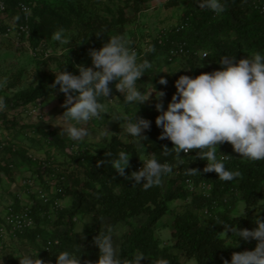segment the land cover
<instances>
[{
    "label": "rangeland",
    "instance_id": "obj_1",
    "mask_svg": "<svg viewBox=\"0 0 264 264\" xmlns=\"http://www.w3.org/2000/svg\"><path fill=\"white\" fill-rule=\"evenodd\" d=\"M26 1L32 10L35 34L30 40H0V81L4 83L0 96L7 105L0 111V264H19L16 256L25 251H39L37 258L43 264H54L44 252L58 240V235L66 232L69 221L74 224L76 239L81 241L86 264H96L99 250L95 238L99 234L112 230L114 243L120 249L129 227L142 225L161 206L164 210L152 227L158 246L177 255L179 264H215L223 249L235 243L225 239L222 223L253 230L255 220L264 217V180L249 194L237 189L219 195L212 194V185L207 182L183 180L189 168L204 169L207 162L199 159L198 149L181 152V158H175L172 142L159 139L162 129L155 125V119L160 113L155 109L157 101L150 98L138 105L135 114L151 122L150 130L141 133L146 137L145 152L155 153L161 163L172 164L174 169L159 186H130L132 180L125 177L143 167L139 158L144 157V152L132 138L127 142L120 139L123 121H116L112 113L121 118L131 116L135 107L124 104L115 82L110 83L112 92L105 101L115 98L120 102L109 103V114L90 122V138L77 145L65 133L60 134L63 124L59 118L66 111V97L53 84L61 70L79 75L77 66L92 67L90 51L101 49L112 35L123 34L140 58H151L152 68L137 81L140 91L152 84L157 91L165 92L162 102L166 110L180 76L195 78L223 70L217 44L233 48L232 56L239 58L235 61L251 57L256 51L264 52L253 37L239 35L224 25L240 23L245 30L259 27L262 18L252 0L237 5H232V0H222L225 11L212 13L207 24V9H199L197 0ZM183 23L186 29L173 35ZM61 28L71 35V43L61 45L52 39ZM149 44L155 51L145 54ZM179 46L183 48L181 52ZM204 52L208 57L201 60ZM165 70L169 73L160 72ZM161 78L167 79L166 86L158 83ZM36 89L48 93L26 101L23 94ZM142 106L150 107L152 113L143 111ZM104 130L113 135H105ZM121 149L132 154L125 176L118 175L108 163H99L108 159L109 152L115 155ZM217 150V158L224 163H230V158L245 165L252 162L242 159L227 142L219 144ZM239 183L236 181L235 187ZM108 191L112 200L103 203ZM170 191L186 194L167 201ZM241 199L248 207L243 216L236 217ZM80 200L83 210L78 208ZM25 214L31 224L17 221ZM223 216L227 217L225 222ZM181 218H191L193 229H205L217 221L212 237L193 257L183 253L172 234L176 220ZM227 235L231 237L232 233ZM236 239L243 251L255 249L257 241ZM120 258L124 259L121 253Z\"/></svg>",
    "mask_w": 264,
    "mask_h": 264
},
{
    "label": "clouds",
    "instance_id": "obj_2",
    "mask_svg": "<svg viewBox=\"0 0 264 264\" xmlns=\"http://www.w3.org/2000/svg\"><path fill=\"white\" fill-rule=\"evenodd\" d=\"M197 3L199 9H207L216 14L225 11L222 0H197ZM252 4L254 7L257 0ZM3 8L4 4L0 0V10ZM23 11L28 15L30 9L24 8ZM20 18V15H16L14 20L18 22ZM52 39L61 45L71 43V35L63 28L57 30ZM68 51L69 49L67 53ZM154 51V46L150 44L145 48V54ZM89 55L92 67L80 65L77 66L79 75L61 70L55 76L53 87L58 85L59 92L66 97V111L59 118L63 124L60 134L65 133L77 145L90 138L87 125L92 121L104 119L105 115L109 114V103L120 102L115 98L107 101L104 99L111 95L109 84L115 82V89L123 95V103L135 107L131 116L121 118L112 113L116 121H123V131L118 136L124 142L132 138L136 147L144 152V157L139 158L143 167L125 177L132 180L133 185H141L144 189L159 186L163 178L174 169L172 164L161 163L155 153L145 152L143 142L146 137L141 133L150 130L151 122L138 118L135 114L138 105L149 101L150 98L157 101L155 109L160 113L155 119V125L162 129L159 139L172 142L174 147L171 150L175 151L176 159L181 158V152L187 154L198 149L199 159L207 162L203 171L214 172L219 179L226 182L239 178L241 173L239 170H229L223 159L217 158L219 144L229 143L242 159L264 161V52H253L251 57L239 61H235L233 56H224L220 58L223 70L203 73L195 78L180 76L175 81L176 91L166 110L162 102L165 92L157 91L152 84L148 88L143 87V92L140 91L141 84L137 81L152 68V64L138 56L125 35H112L101 49L92 50ZM204 57H208L207 52L203 53L201 60ZM160 72L169 73L166 70ZM158 83L166 86L168 81L161 78ZM2 87L4 83L0 81V88ZM6 108L5 98L0 96V111ZM104 134L113 135L106 130ZM131 155L121 149L115 155L109 152L106 156L108 159L99 163H108L118 175L125 176ZM222 156L229 157L223 154ZM191 172L198 173L195 170ZM247 207L245 200L241 199L236 217L243 216ZM255 224L253 230L238 229L235 224L228 222L221 224L224 227L222 234L225 239L235 241V247L238 246L237 237L244 241H257L254 250L233 253L230 261L225 260L223 264H264V217L257 218ZM229 232L232 233L231 237L227 235ZM95 245L99 250L96 264H140L146 257L137 251L133 256L121 259V251L114 243L110 229L95 238ZM38 252L33 254L31 251H25L16 257L19 258V264H43V261L37 258ZM55 257L56 264H79V255L74 252L65 250ZM156 264H170V261L161 258Z\"/></svg>",
    "mask_w": 264,
    "mask_h": 264
},
{
    "label": "trees",
    "instance_id": "obj_3",
    "mask_svg": "<svg viewBox=\"0 0 264 264\" xmlns=\"http://www.w3.org/2000/svg\"><path fill=\"white\" fill-rule=\"evenodd\" d=\"M245 1V0H232V5H237L238 2ZM256 0H252V2H255ZM27 2V1H26ZM231 4V3H230ZM32 12V10H31ZM231 13V11H226V13ZM212 11L207 10L204 16L205 23H209V21L212 18ZM259 13V12H257ZM260 14V13H259ZM261 15V20L259 21V27L256 29L251 28L250 30H245L244 27L240 23L236 24H227L224 25L227 26V28L232 29L236 33L242 36H251L255 40V43H258L259 46H261L264 49V14ZM32 13H31V19L29 24V31L30 35L28 39L30 40L33 35L35 34V30L33 27V20H32ZM186 25V23H184ZM180 25H178L174 29L173 35H177L181 32H183L186 28L184 27L181 30H178ZM214 27V26H213ZM212 27V28H213ZM181 44V43H180ZM218 55L220 58L224 56H232L234 55L233 51L234 49L222 44L216 45ZM236 59H239L238 57H235ZM148 61L151 60V58H146ZM48 92L45 90L36 89L30 92H27L23 94L26 97V101L36 99L40 96L46 95ZM143 111H146L148 113H152V110L150 107L142 106L141 107ZM156 116V114H155ZM226 168L229 170H239L241 173V176L239 178H236L233 181H223L217 177V174L214 172H204L202 168L200 167H191L189 168L184 176L182 177L183 180H192L194 183H200L201 181L207 182L209 185H212V194L216 193L217 195L224 194L226 192H231L233 190H242L246 192V194H249L251 191L257 189V185L264 180V161H255L251 162L250 165H245L243 162L235 160L233 158H230V163H225ZM192 170L197 171L198 173L191 172ZM61 178L65 179L64 175H61ZM240 181L239 186L235 187V182ZM133 181H131L130 186H133ZM110 191H108L106 197L102 198V202L104 203H110L112 200V197L109 196ZM186 193L183 191H175V192H168L167 195V201L171 200L173 198H181L185 196ZM78 208L79 210H83L82 207V201H78ZM88 207V206H87ZM86 207V208H87ZM90 208V207H89ZM164 210V206H161L157 212L154 214L149 215L148 219L140 226H130L128 232L122 237L121 245H120V251L121 256L131 257L133 256L137 251L142 252L146 257L140 261V264H156V261L159 259H167L170 261V264H179V258L177 255H174L168 251L166 248H160L154 239L152 227L153 224L160 218L162 212ZM222 222H225L227 220L226 216L222 217ZM217 224V221H213L208 228H197L193 229V222L192 219H177L174 224V230H173V236L177 238V245L179 248L182 249L183 253L187 257H193L203 243H205L210 237H212V232L214 230L215 225ZM67 230L66 232L62 233L61 235H58V240L54 241L47 252H44L46 254V257L48 260H51V263L56 264V257L55 255H58L62 251H70L74 252L76 255H79V264H86L85 261V255L83 249L81 248V241L76 239V236L73 233L74 224L73 222L69 221L66 223ZM36 236V235H35ZM57 241L59 243H57ZM235 243L227 245L221 253L220 259L217 260L215 264H223V261L228 260L230 261L231 256L233 253H239L243 252V245H241L240 242H238V246L235 248Z\"/></svg>",
    "mask_w": 264,
    "mask_h": 264
},
{
    "label": "built area",
    "instance_id": "obj_4",
    "mask_svg": "<svg viewBox=\"0 0 264 264\" xmlns=\"http://www.w3.org/2000/svg\"><path fill=\"white\" fill-rule=\"evenodd\" d=\"M4 8L0 10V40H26L30 35L29 22L31 19V8L26 0H2ZM28 8L30 12L28 15L24 14L23 9ZM260 13H264V0H257V4L254 6ZM16 15H20V20L17 22L14 20ZM186 25L183 23L179 26L178 30H181ZM179 51H182V47H178ZM2 145H0V148ZM17 221H29L31 224V219H28L25 214L23 217Z\"/></svg>",
    "mask_w": 264,
    "mask_h": 264
}]
</instances>
